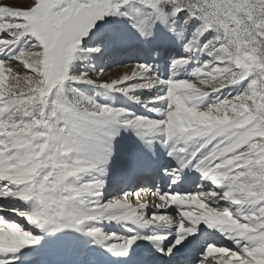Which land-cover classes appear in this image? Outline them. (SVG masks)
<instances>
[{
    "label": "snow or ice",
    "instance_id": "obj_1",
    "mask_svg": "<svg viewBox=\"0 0 264 264\" xmlns=\"http://www.w3.org/2000/svg\"><path fill=\"white\" fill-rule=\"evenodd\" d=\"M0 264H264V0H0Z\"/></svg>",
    "mask_w": 264,
    "mask_h": 264
},
{
    "label": "rangeland",
    "instance_id": "obj_2",
    "mask_svg": "<svg viewBox=\"0 0 264 264\" xmlns=\"http://www.w3.org/2000/svg\"><path fill=\"white\" fill-rule=\"evenodd\" d=\"M122 71H123V69H121V68H119V67L114 68V69H112V70L109 71L108 76H109L110 78H115V77H116L118 74H120V72H122Z\"/></svg>",
    "mask_w": 264,
    "mask_h": 264
},
{
    "label": "bare ground",
    "instance_id": "obj_3",
    "mask_svg": "<svg viewBox=\"0 0 264 264\" xmlns=\"http://www.w3.org/2000/svg\"><path fill=\"white\" fill-rule=\"evenodd\" d=\"M121 73V72H120Z\"/></svg>",
    "mask_w": 264,
    "mask_h": 264
}]
</instances>
